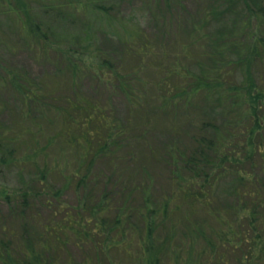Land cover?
I'll use <instances>...</instances> for the list:
<instances>
[{"label": "trees", "instance_id": "obj_1", "mask_svg": "<svg viewBox=\"0 0 264 264\" xmlns=\"http://www.w3.org/2000/svg\"><path fill=\"white\" fill-rule=\"evenodd\" d=\"M153 1L167 8L177 0ZM2 2L10 13L26 17L23 27H30L28 36L46 41L47 35L34 23L23 0ZM11 2L18 9H12ZM105 3L67 0L61 6L87 8L91 19L107 26L121 42L124 63L148 58L155 45L145 31L138 23L116 20ZM254 10L257 21H264V6ZM118 21L120 28H116ZM85 35L83 49L66 56L82 62V71L93 80L111 85L112 79H103L108 74L113 76L122 93L135 94L134 101L137 94L134 85L127 84L125 68H116L94 47L90 28ZM231 41L224 39L217 50L219 59L208 55L212 66L194 77L187 92L182 86L181 93L200 95L214 101L215 106L229 108L234 120L225 121V127L206 124L211 136H201L190 154L181 153L177 161L181 166H176L177 170L181 167V180L157 208L150 198L128 207L129 200L139 196V188L119 194L117 182L111 184L110 171L114 174L117 163L123 160L122 152L128 148L129 128L121 124L109 106H100L75 93L80 80L76 63L67 65L71 75L69 91L74 96L67 91L59 95L56 86L48 88L21 71L1 73L0 65V95L6 93L20 100L24 118L40 113L49 123L53 116L60 121L59 131L53 136L46 135L44 125L33 123L35 134L30 129L22 132L29 137L26 142H21L25 139L18 135H9L13 131L0 125V169L20 161L19 165L29 167L33 175L19 191L0 189V202L7 209L6 215L0 217V264H121L123 256L129 264H264V237L257 238L261 246L257 254L245 255L239 245L247 243L248 236L240 237L242 233L238 231L247 224L253 235H264V33L252 43L244 59L236 54L235 62L226 57L237 48ZM239 67L243 80L236 83L232 75ZM6 106L0 101V107ZM43 136L46 139L39 144ZM56 144L59 153L52 156L51 148ZM23 147L25 153L21 152ZM101 164L109 171L99 170ZM225 176L233 178L229 188L236 205L223 209L216 206L214 191ZM69 192L76 195L73 204L64 201ZM119 196L124 198L121 205H116L114 200ZM62 212L64 216L59 218ZM111 214L115 217L111 218ZM244 216L246 221L239 223ZM169 222L172 225L166 238L161 237ZM113 252H117L118 259L110 261L108 254Z\"/></svg>", "mask_w": 264, "mask_h": 264}, {"label": "rangeland", "instance_id": "obj_2", "mask_svg": "<svg viewBox=\"0 0 264 264\" xmlns=\"http://www.w3.org/2000/svg\"><path fill=\"white\" fill-rule=\"evenodd\" d=\"M105 1L109 13L116 20L138 23L141 30L145 31L149 42L155 45L148 58L124 63L126 57L122 52L121 42L109 28L96 22L97 19H91L87 8L76 10L75 5L69 9L65 6L62 8L61 4L67 0H23L34 23L40 25L42 34L47 35L46 41H37L26 33L30 27H23L26 17L10 13L8 6L0 0L1 73L21 71L48 88L56 86L54 89L59 91V95L69 93L74 96L69 91L71 75L67 65L76 63L80 71L77 78L80 80L77 82L78 90L75 93L100 106H109L121 124L129 128L126 144L128 148L122 152L123 160L117 163L114 174L110 171L111 184L117 182L115 188L119 189V194L124 190L129 193L130 189L136 191L139 188V191H136L139 196L130 199L128 207H136L143 198H150L157 208L171 196L175 184L181 180V167L176 169V166L181 164L177 163L181 153L190 154L201 136H211L212 133L208 131L206 124L212 122L214 126L225 127V121L234 120L230 118L233 112L229 115V108L215 106L214 101H207L200 95L183 94L182 86L187 92L194 77L208 71L212 66L208 55L217 57V50H220L227 37L237 47L231 54H227L228 59L235 62L238 56L244 59L249 54L252 43L264 33L261 30L264 29V21H257L254 10L258 6H264V0H177L179 3L176 1L171 7H167L168 9L164 3L153 0ZM11 5L12 9L17 8L13 2ZM27 17L30 18L28 15ZM89 28L94 47L114 62L116 68H125L123 74L127 76V84L134 85L137 94L134 101L132 96L135 94L132 91L128 92V96L122 93L113 76L108 74L103 79H112L111 85L93 80L88 72L82 71V62L78 63L74 58L66 56L69 53L74 54V51L79 53L78 51L83 49L87 39L85 34ZM116 28H120L119 21L116 22ZM63 54L65 55L62 57ZM86 58L84 57L83 61ZM240 69L241 67L232 75V80L236 83L243 80ZM254 75L257 76V70ZM137 82L141 83L138 85ZM0 101L7 105L5 109L0 107V125L6 127L9 132L13 131L9 135H18L25 139L21 142H26L29 138L22 135L25 130L30 129L32 133H36L37 129L33 123L44 125L47 136H53L59 131L60 121L56 117H50V123L44 118L45 115L40 113H33L31 119L24 118L23 103L20 100L2 93ZM43 137L44 139L39 138V144L44 143L46 136ZM19 144L23 146L22 143ZM58 145L51 148L52 156L59 153ZM24 148L21 152L25 153ZM19 163L20 161L11 168L0 169V189L19 191L33 178L31 169ZM98 168L109 171L108 166L104 164ZM177 177L179 179H176ZM233 184L231 176H225L217 183L214 192L218 208L225 209L226 206L236 205L230 196L229 187ZM121 185L127 189L122 190ZM75 197L72 192L66 193L64 201L73 204ZM123 198L116 197L114 203L121 205ZM0 211L2 218L7 213L2 201ZM63 216L64 212L58 217ZM113 217L115 215L111 214V218ZM243 221H246L245 216L239 223ZM171 225V222L166 223L161 237L167 235ZM246 226L247 224L238 230L242 233L240 237L245 234L248 236L247 243L244 241L239 247L245 255L257 254L261 247L257 238L262 236L263 239L264 235L259 232L253 235ZM178 229L179 232L183 229L181 224ZM128 231L130 230L127 229L126 232ZM70 249L76 252L74 248ZM117 256V252H113L108 254V259L115 261ZM124 257L120 263L129 264L130 261Z\"/></svg>", "mask_w": 264, "mask_h": 264}]
</instances>
